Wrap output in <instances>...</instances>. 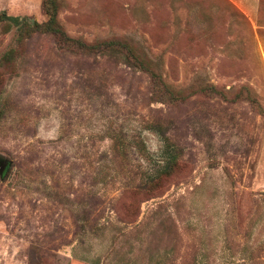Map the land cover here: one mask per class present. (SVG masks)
<instances>
[{
  "label": "rangeland",
  "instance_id": "1",
  "mask_svg": "<svg viewBox=\"0 0 264 264\" xmlns=\"http://www.w3.org/2000/svg\"><path fill=\"white\" fill-rule=\"evenodd\" d=\"M59 3L69 36L136 41L175 89L210 83L227 98L158 103L148 75L121 61L62 52L38 32L19 42V25L2 24L0 62L16 53L0 65V264H146L150 252L193 264L201 248L216 252L210 264H264V115L233 100L248 87L264 107V0ZM2 13L47 20L44 0H0ZM173 158L181 168L155 198L133 194ZM84 206L97 232L82 243Z\"/></svg>",
  "mask_w": 264,
  "mask_h": 264
},
{
  "label": "trees",
  "instance_id": "2",
  "mask_svg": "<svg viewBox=\"0 0 264 264\" xmlns=\"http://www.w3.org/2000/svg\"><path fill=\"white\" fill-rule=\"evenodd\" d=\"M45 12L47 20L42 24L25 23L20 25V20L8 16L6 13L0 14V26L4 24L5 31H8L13 24L19 25L18 41L21 42L25 36H29L32 33L38 32L44 35L52 37L59 50L72 54H86V55H99L108 57L110 59L121 61L126 66L138 70L148 75L151 87L152 97L154 101L163 104H175L187 100L190 96L195 94H201L205 96H221L227 98L224 93L217 89L216 86L210 83H206L198 90H193L188 94L184 91L175 89L172 85L168 84L158 67V65L144 52L138 42L128 39L113 38L107 40H99L92 43L85 42L82 39H77L69 36L63 29L59 20V0H44ZM15 50L8 51L0 65H9L15 54ZM234 101L244 100L252 105V107L258 111L259 114L264 115V107L259 103L258 99L254 96L252 91L248 87L241 88V91L233 98ZM150 130L162 131L163 127L160 122H151L146 126ZM111 133V149L117 154L126 155L128 147L126 144L127 138L124 136L121 130L112 131ZM113 134V135H112ZM141 150L146 151L144 143L139 140ZM180 159L173 158L168 166L161 169L155 176H144L137 186L133 187V194L141 196L144 199H153L156 194L162 190L166 183L174 177L180 170ZM12 166L10 162L5 161V168L2 172V179L7 180L11 174ZM83 216L79 218L78 231L82 237L80 241L83 243V238L90 232H97V228L90 226L87 207L81 209ZM141 206L135 201L130 202L124 206L123 214L127 219L134 220L140 215ZM90 226V227H89ZM218 242V241H216ZM216 245V244H215ZM217 246V245H216ZM206 247V246H205ZM217 257L216 252H209V248H201L195 252L193 256V264H210L211 259ZM87 260V258H84ZM146 264H166L163 254L150 252L148 261Z\"/></svg>",
  "mask_w": 264,
  "mask_h": 264
}]
</instances>
